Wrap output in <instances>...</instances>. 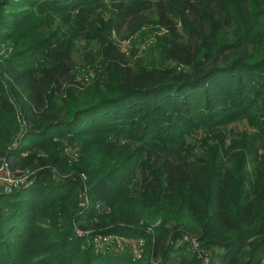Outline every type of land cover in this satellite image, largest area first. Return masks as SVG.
Wrapping results in <instances>:
<instances>
[{"label":"trees","instance_id":"obj_1","mask_svg":"<svg viewBox=\"0 0 264 264\" xmlns=\"http://www.w3.org/2000/svg\"><path fill=\"white\" fill-rule=\"evenodd\" d=\"M109 3L115 7L107 20L97 11ZM152 10L170 36L175 33L172 16L176 13L188 12L209 21L210 36L204 31L199 39L204 49L170 40L168 55L175 68L136 71L125 62L118 44L108 40L105 66L107 78L116 81V90L99 93L91 104L72 110L68 92L82 89L74 77L73 38L90 39L98 26L117 36L131 33L147 21L146 13ZM55 16L63 20L56 28ZM243 16L250 17L245 2ZM258 16L264 19V10ZM75 17L73 30L67 32L68 18ZM230 18L226 0H0V46L10 42L13 50L0 59V164L8 163L13 175L27 166L38 167L35 180L0 188V264H71L73 255L84 259L83 264H186L191 258L180 243L184 235L180 231L168 245L170 231L161 227L148 233L132 214H107L105 209L113 205L108 177L88 183L90 203L79 209L74 198L85 186L82 174L68 176L75 169L67 168L64 159L38 152L52 144L58 150L59 140V148L63 143L78 147L80 154L97 160L99 166L100 161L103 164L100 150L108 155L105 150H115L117 145H123L121 149L133 146L139 159L146 153L158 172L146 180L147 194L164 193L168 199L174 188L191 186L199 192V199L185 194L183 207L194 223L189 226L191 234L204 246L220 248L209 264H263L264 213H257L249 194L237 196L234 209L229 210L223 183L225 163L200 167L181 151L198 131L245 119L257 128L264 147V60H254L245 33L215 48L208 43L209 38L217 39L223 25L230 27ZM31 25L35 26L33 37L27 32ZM195 25L201 33L202 27ZM261 28L264 31V22ZM177 67L186 70L179 72ZM18 118L25 128L10 148L7 145L21 130ZM33 150L38 155L25 160L23 155ZM75 167L85 170L83 164ZM93 175L91 169L88 178L93 180ZM162 210L155 209L154 214L164 222ZM97 217L105 219L92 224L90 237L145 239L149 245L141 259L118 249L115 241L97 253L92 240L90 244L77 235L75 225L82 228L83 220ZM40 224L58 229L59 239L43 235ZM233 231L236 235L231 237ZM84 241L85 252L79 247ZM38 242L40 250H35ZM242 253L247 261L240 259Z\"/></svg>","mask_w":264,"mask_h":264},{"label":"rangeland","instance_id":"obj_2","mask_svg":"<svg viewBox=\"0 0 264 264\" xmlns=\"http://www.w3.org/2000/svg\"><path fill=\"white\" fill-rule=\"evenodd\" d=\"M226 1L231 15L230 27L223 25L218 32L217 39L209 38L208 43L215 48L222 43H232L245 33V36L249 38L251 49H253L254 60L257 62L264 60V31L261 28V22L263 24L264 19L258 16L260 11L264 10V0ZM244 2L249 8L250 17L245 16L244 18L243 16ZM114 7L109 3L104 9L97 11V15L109 20L113 17ZM146 15L148 17L147 21L131 33L124 32L122 35L117 36L110 29L98 26L93 31V36L90 39L73 38V45L70 46V49L74 52L77 62L74 77L77 82H80L79 87L82 89H78L77 92L73 90L68 92L70 101L73 103L72 110L88 102L91 104L99 93L107 94L116 90V81L110 82V79L107 78L108 71L105 66L104 52L108 40H114L118 44L125 62L137 71L161 67L166 69L175 68L174 63L168 55L170 40L189 44L193 49L197 45H199V49H204V41L199 40L202 39L201 34L206 31V36H210L211 25L209 21H202L200 16V18H197L193 14H188V12L187 14H183L182 11L172 16L176 27L175 33L172 36L159 24L156 11H148ZM77 19V17L74 19L68 18L67 25L65 26L67 32L73 30L72 26ZM55 21V28L63 23V20L58 16H55ZM195 23H198L202 27L201 33L197 32ZM91 24L94 26L95 23L92 22ZM34 28L35 26L33 25L27 28L28 34L32 37ZM41 31H43V34L45 33L43 27ZM12 52L10 42L2 44L0 46V59ZM177 69L179 72L186 70L185 67H177ZM18 122L21 130L12 137L13 141L7 147L11 148L16 145L22 137L25 124L19 118ZM257 133V128L252 126L248 119H245L244 121L217 126L207 131L200 130L192 138L188 139L189 146L180 147L186 159H189V162L200 167L210 165L213 162L219 163V161L225 163L223 183L227 188L225 199L229 210L234 209L237 196L241 197L244 194H249L254 200L257 213H264V147H262L263 145L260 143L259 134ZM61 143L62 141L60 140L57 142L58 150L56 149V145L52 144L38 152H40L39 155L44 157L57 154L59 158L64 159L68 164L67 168L71 167L75 169L68 176L72 177L76 173L82 174L81 179L85 186L83 189L79 188L77 190V196L74 198V201L77 202L76 206L79 209L88 206L90 203L88 183L95 182L99 177H108V180L112 181L110 187L113 205L105 209L107 214L112 217L132 214L133 217H137L138 226L147 229L148 233H156L161 227L170 231L168 245L173 242L172 236L174 233L180 231L184 234L180 239V243L185 245L192 255L187 252V256L191 258L186 264H209L210 260L215 258L220 251L218 247L211 248L202 245L198 238L194 234H191L189 226L194 225V223L189 218V210L183 207V199L184 195L188 193L194 198L199 199V192L194 187L191 186L186 189L174 188L168 199H165L164 193L150 194V196L145 192L146 180L158 176L153 159L149 155L143 153L141 159H139L133 146L121 149L124 146L117 145L118 148H115V150H105L108 155H105L100 150L99 157L103 156V164L100 161L99 166L97 160L87 159L85 154H80L78 147L67 146L63 143V147L60 146L59 148ZM34 155H38L37 152L35 153V150L24 154L23 158L31 160L35 158ZM78 164L84 165L85 172L76 169L75 166ZM37 168L35 165L27 166L26 169L15 170L14 175L16 176L17 174V177L25 178L23 183H26L30 178L35 180L34 175L38 172ZM91 169L94 172L93 180L88 178ZM182 208L184 212H181ZM155 209H164L162 213H165L166 217L164 218L167 220L163 222L160 215H155ZM104 219L103 217L91 218L90 221L89 219H85L81 223L82 228L75 225L77 235L81 238H86L90 244L92 240L97 253V249L104 250V244L99 238L90 237L93 230L90 227L97 220L103 221ZM40 226L43 228V235H48L47 237L53 239V241L59 239L60 232L58 229L52 231L53 227L51 225L40 224ZM132 226H135V224H132ZM229 235L234 237L236 231L230 232ZM39 245H41V242H38L35 250L38 248L40 250ZM117 245L120 246L118 249L122 251H129L134 253V255L138 252L141 253L140 257H142L143 251L144 249L146 250L149 242L145 239L123 238L120 239ZM79 247L80 251L85 252L88 250L86 242L79 245ZM73 256L71 264H83L85 262L84 259H77L75 258L76 256ZM140 257L136 256V258ZM247 258L248 256H243V253L240 255L242 261L243 259L247 261ZM32 260L36 262V257H32Z\"/></svg>","mask_w":264,"mask_h":264},{"label":"built area","instance_id":"obj_3","mask_svg":"<svg viewBox=\"0 0 264 264\" xmlns=\"http://www.w3.org/2000/svg\"><path fill=\"white\" fill-rule=\"evenodd\" d=\"M9 169L8 163H2L0 167V188H11V187H16L21 184H23L25 178H20L17 176H14L13 174L11 175ZM124 237H101L99 236V239L103 241V244H109L112 241H115L116 243L120 242V239H123ZM118 247H120L118 245ZM142 250V249H141ZM137 257H140L141 253H136L135 254Z\"/></svg>","mask_w":264,"mask_h":264}]
</instances>
